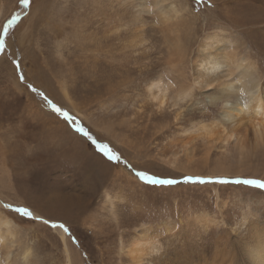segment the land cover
I'll return each instance as SVG.
<instances>
[{"label": "rangeland", "instance_id": "1", "mask_svg": "<svg viewBox=\"0 0 264 264\" xmlns=\"http://www.w3.org/2000/svg\"><path fill=\"white\" fill-rule=\"evenodd\" d=\"M206 45L264 84V0H0V264H67L56 225L71 264H133L138 236L141 264H255L264 146L222 139L221 86L193 85Z\"/></svg>", "mask_w": 264, "mask_h": 264}, {"label": "bare ground", "instance_id": "2", "mask_svg": "<svg viewBox=\"0 0 264 264\" xmlns=\"http://www.w3.org/2000/svg\"><path fill=\"white\" fill-rule=\"evenodd\" d=\"M204 47L205 46L202 47L203 52L201 53L203 54V57L199 60V62H196L197 67L199 69L196 70V73L198 76L194 79L193 85L199 82L201 84H204L207 87V86H210V84H212L213 82H216L217 84H219V86H221V88L217 90V94L214 96V98H212L213 100L222 99L224 101H227L225 105V109L223 111L222 118L224 119L226 124H229L230 127L229 128L227 127L228 129H224V128L222 129L221 137L225 142H228L234 139L235 146L238 149V152L240 154L244 153L245 151L246 152L249 151V153L251 152L253 153V151L257 150L261 146H264V84L258 83L255 80L254 74L249 64L247 63L245 65L241 63L238 64L236 58H234L233 56H227L226 54L223 55V58H218L216 56H212L210 58L208 57V55L210 54L207 53V51L212 50V52H214L213 51L214 47L211 46L210 49H208L209 46L207 45L205 48ZM222 65L225 66L228 71L226 74V77H227L226 81L225 79L222 81L219 80L221 77L224 76L223 74H220L219 72V69H221L219 67ZM232 70H234L239 77V79L236 82L234 80L233 81L227 80L229 77L232 76L231 74ZM158 83L159 82L151 83V86L149 89L151 90V88L157 87ZM182 93L183 94L178 95L179 99L188 97L187 91L186 92L182 91ZM150 95L152 99L158 100L159 107L162 106L166 102V100L163 101L164 99H166L165 95L161 94L162 95L161 97H158V96L153 97L152 94ZM73 158H76V157H73ZM86 158L88 159V162H90L91 150L89 153L86 154ZM81 162H82V159H81ZM90 164L92 163H89L87 165H90ZM7 224H8V221L6 219H3V220L0 219V225H7ZM50 225L53 226V224L51 223ZM53 227H54V230L60 236L62 243L65 246L64 252L66 253V256H67V264H71L68 245L66 244L67 236L60 225H56ZM2 236L3 235L0 234V242L3 240ZM141 239L144 240L142 236H138L137 239L132 241L127 252H125L126 254H129L132 257L131 259L133 261V264H141L140 261L142 260L143 256L148 254V252L146 251L149 250V252H152L154 249V247L152 248L148 247L150 243L141 241ZM152 246H154V244H152ZM250 252H254L250 255V257H252L250 258V260H252L255 264H264V245H258L255 247V249L251 250ZM28 255H29V251L26 252L25 256H28Z\"/></svg>", "mask_w": 264, "mask_h": 264}, {"label": "snow or ice", "instance_id": "3", "mask_svg": "<svg viewBox=\"0 0 264 264\" xmlns=\"http://www.w3.org/2000/svg\"><path fill=\"white\" fill-rule=\"evenodd\" d=\"M55 111L59 113L60 112V109L57 108V109H55ZM65 119L68 120V118H65ZM75 130H76V132L83 134L84 128L83 127H80V126H77ZM84 136H87V138L89 140H92V137L91 136H89V135H84ZM93 143H95V141H93ZM97 145L104 146L105 151L104 152H100L99 151V152L102 153L105 157H107V159L109 161H112V160L119 161L120 158L117 155H115V153L109 148V146L107 144L97 143L96 144V149H97ZM137 175L142 180H144V181H146V182H148L150 184H153V185H155V184H159V185H173V184L176 183V181L175 180H172V179H156V178H154V176H152V175H146V174H144L142 172L141 173H137ZM145 177L146 178H149V179L148 180H145L144 179ZM185 182L186 183L187 182H196V183H201V184L202 183H205V181L202 180V179H196V180H194V178H192V177L186 178ZM218 182L219 183H227V181H218ZM234 183H237L238 184V183H241V182L240 181H234ZM243 183L249 184V185H255V186L260 187V188H264V182H261L259 180H245V181H243ZM15 211L18 212V213H20L22 216H25V217H30L32 215V213L29 212V211H27L25 208H18V209H15ZM62 226L63 225H61V227ZM66 231H67V229H66Z\"/></svg>", "mask_w": 264, "mask_h": 264}]
</instances>
